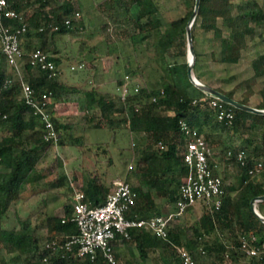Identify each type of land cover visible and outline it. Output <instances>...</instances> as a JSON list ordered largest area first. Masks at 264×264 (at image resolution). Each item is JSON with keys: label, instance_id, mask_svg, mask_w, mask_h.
I'll return each mask as SVG.
<instances>
[{"label": "trees", "instance_id": "16d2710c", "mask_svg": "<svg viewBox=\"0 0 264 264\" xmlns=\"http://www.w3.org/2000/svg\"><path fill=\"white\" fill-rule=\"evenodd\" d=\"M180 2L184 15L168 24L163 20L158 0L96 2L100 12L108 13L113 20L132 28V32L125 29L123 34L130 37L138 58L139 70L134 73L142 74L141 54L148 56L145 67L149 69L153 61H158L164 70L158 86H153L149 79L143 85L128 81L125 101L120 103L99 87L87 89L66 82L62 69L66 57L59 54L56 44L43 41L40 47H36L48 30L52 31L53 41L57 35L80 30L76 24L80 19L70 25L65 21L69 16L84 12L81 0H8L9 8L25 14L28 27L22 41L23 75L16 76L15 68L8 63L0 44V244L13 255L10 260L13 264H105L102 257L97 262L77 257L76 247L72 250L46 247L47 242L56 241L60 245L68 236L78 233L77 224L72 219L71 203L64 206L62 215L50 214L46 197H43L41 206L35 212L24 216L16 212V222L11 223L12 210L18 204L52 187L66 186L74 192L73 180H76L75 176L71 178L67 174H59L64 167L61 156L56 154L55 159L49 161L53 149L65 145L61 133L65 126L53 114L52 120L60 139L55 143L44 138L45 125L36 114L35 107L23 97L24 84L30 85L37 99L44 100L43 95L47 94L53 104L84 92L85 119L93 123L92 128H109L115 133L124 123L129 133L144 136L139 144L131 145V160L135 164L132 175L136 182L132 183L128 176L125 180L130 182L137 197L136 204L127 212L128 216L136 214L144 218L162 215L165 213L158 207L159 199H165L173 206L177 201L180 185L187 173L183 158L186 139L180 128L181 120L205 132L210 146L214 130L236 129L241 141L227 145V150L223 149L211 158L216 171L213 161L216 156H221L225 167L232 166L235 170V180L231 183H227L223 173L224 195L220 209L212 210L205 202H200L188 207L185 223L172 222L166 238L144 228H133L129 239L118 235L112 244L121 264H147L151 252L158 253L164 264H184L179 249L188 251L196 264H264V221L252 209L253 200L264 195V168L255 175L250 173L255 162L264 156V115L222 102L224 107L234 112V120L231 125L218 120L216 110L210 105L214 98L199 89L188 73L187 27L196 0ZM119 10L124 11L123 18L117 16ZM4 22L12 25L13 29L21 27L12 19L5 18ZM196 24L200 30L212 32L219 40L218 54L212 53L214 60L238 63L249 42L256 38L259 28L264 25V4L259 0H201L192 28L196 54L194 74L201 80L197 74L200 55L196 48ZM37 49L55 62V75L46 70H34L29 63V56ZM150 50L155 52L154 56L148 55ZM97 57L88 60L89 63ZM88 61H80L79 67L90 69ZM249 72L253 83L264 78V53L250 61ZM125 83V79L117 81L114 94L119 101L123 98L121 92ZM204 83L243 104L264 109V88L254 92L248 85L246 89L250 94L237 97L243 83L236 84L232 89ZM96 107L100 115L93 113ZM246 133L253 135L244 139ZM84 142V137L80 136L74 138L72 144L81 146ZM228 150L233 151L232 156L228 155ZM241 150L249 152L244 162L237 158ZM99 162L96 160L93 170L83 166L82 182L79 184V189L85 192L87 202L93 207L103 205L112 190L110 171L102 170ZM109 164H112L111 158ZM46 178L44 187L42 181ZM257 206L264 215V201L258 202ZM198 207L201 215L196 219ZM194 220H198V224ZM211 234V239L205 237ZM242 237L248 240L249 248L258 250L257 255H248L243 248ZM120 244L136 248L141 261L121 257L117 252Z\"/></svg>", "mask_w": 264, "mask_h": 264}, {"label": "rangeland", "instance_id": "374dc122", "mask_svg": "<svg viewBox=\"0 0 264 264\" xmlns=\"http://www.w3.org/2000/svg\"><path fill=\"white\" fill-rule=\"evenodd\" d=\"M85 6L84 12L80 13V20L76 23L80 30L76 33H68L57 35L53 41L52 31L48 30L46 37L39 39L37 46L40 47L43 41L50 45L56 44L59 49V54L66 57L62 64L63 77L69 84L82 85L89 89L91 86L99 87L100 89L109 92L117 102L125 101L119 99L114 94L117 81L125 79V81H133L140 85L144 84L146 79H149L153 86H158L160 77L164 74V70L159 66L158 61H153L152 67H145L147 54H141L140 61L142 62L141 73L135 74L138 71V58L134 54V47L129 36L125 37L123 31L128 29L132 32L130 26L115 21L108 13L100 12L95 6L96 2L101 0H81ZM264 4V0H259ZM163 10V20L166 24L170 23L184 15V9L180 0H158ZM117 16L123 18L124 11L119 10ZM116 15V14H115ZM197 51L200 55L197 65V74L204 82L211 83L215 86H221L225 89H232L238 83H243V87L237 92V96L250 94L246 87L251 85L254 92L264 88V78L258 79L256 83L252 82L249 68L250 61L257 55L264 53V25L259 28L258 35L253 41H250L247 49L243 51V58L238 63H222L212 58V53L218 54L219 40L215 39L213 33H206L200 30L196 24ZM148 55L154 56L155 52L150 50ZM98 56L94 61L89 63L90 59ZM82 60L88 61V68L79 67V62ZM25 73V62H23L17 71L16 76H21ZM129 77V79L127 78ZM84 92H81L74 98H62L59 102L52 101V114L58 121L65 126L61 129L64 146H56L49 157L52 162L55 155L58 154L64 160V167L61 168L59 174H67L68 176L76 177L73 180L75 188L79 189V184L82 182L83 166L93 170L96 160H100L102 170H109V180L114 186V182L118 179L125 180L127 176L132 183L136 182L134 174L132 175L135 164L132 158L131 145L139 144L143 137L141 134L129 133L125 130V124L119 125L115 133L109 128H92L93 123L85 119V110L83 107ZM93 113L100 115L99 109L96 107ZM53 116V115H52ZM124 128V129H123ZM236 129L223 131L217 129L213 135L212 146L217 151L227 150L224 142L228 141L232 136L239 138V133ZM205 134V132H203ZM253 133H246L243 138L251 137ZM258 137L257 133H254ZM83 136L85 142L83 145H73V139ZM218 141H221L219 144ZM112 159V164H109V159ZM220 166L226 176L227 183L234 182V167L227 166L222 159L219 160ZM48 178L42 181V186ZM30 191V190H29ZM27 192L28 194L30 192ZM74 192L67 189L66 186L57 188L52 187L47 192L32 197L30 200L18 204L12 210L11 223L16 222L15 214L18 212L21 215L35 212L41 205V200L46 197L47 209L50 214L64 213V206L72 202ZM195 217L199 218L201 209L198 207ZM257 209L259 210L258 206ZM264 210V209H263ZM260 212V210H259ZM261 213V212H260ZM187 221L186 214L179 220V223ZM195 221V220H194ZM193 221V222H194ZM198 224V220H196ZM211 239V235L205 236ZM12 254L7 251L5 246L0 244V264H13L10 262ZM150 264H164L158 253L150 255Z\"/></svg>", "mask_w": 264, "mask_h": 264}, {"label": "built area", "instance_id": "2783aa9c", "mask_svg": "<svg viewBox=\"0 0 264 264\" xmlns=\"http://www.w3.org/2000/svg\"><path fill=\"white\" fill-rule=\"evenodd\" d=\"M5 18L17 21L21 27L13 29L12 25L4 22ZM79 19L80 13L78 12L67 17L65 23L70 25L74 20ZM27 30L25 14L9 8L8 0H0V44L8 63L15 68V71L23 63L22 41ZM29 63L34 67V70H46L50 71L51 75L56 74L55 62L40 49L31 53ZM127 78L129 79L128 76ZM127 83L128 81L122 88L123 99L128 92ZM23 97L28 104L35 107L36 114L40 116L45 125L44 138L57 143L60 135L52 120V101L49 96L44 94V100L37 99L30 85L24 84ZM210 105L216 110L219 121L227 122L229 125L233 123L234 112L224 107L221 100L214 98L210 101ZM180 128L186 139L183 158L187 166V173L180 185L178 199L171 211L144 218L136 214L128 216L127 212L136 204L137 196L130 182L126 180H116L106 202L96 207L87 202L83 190L75 188L71 204L72 219L77 224L78 233L68 236L66 241L60 245L56 241L47 242L46 247L53 250H56L57 247L68 250L76 247V256L81 259L89 258L92 262H97L102 257L105 264H121L112 244L118 235H121L122 239H129L131 229L144 228L156 236L166 238L172 222H179L186 214L188 207L205 202L212 210L220 209L223 202L224 181L220 172L212 166V148L204 133L197 127L181 120ZM228 155L232 156L233 151L228 150ZM248 157V150H241L237 153V158L240 161L244 162ZM263 168L264 156L255 162L250 173L255 175ZM241 241L248 255L258 254V250L249 248L247 239L242 237ZM179 251L184 264H196L195 259L188 251L183 249H179Z\"/></svg>", "mask_w": 264, "mask_h": 264}, {"label": "water", "instance_id": "95a60500", "mask_svg": "<svg viewBox=\"0 0 264 264\" xmlns=\"http://www.w3.org/2000/svg\"><path fill=\"white\" fill-rule=\"evenodd\" d=\"M200 5H201V0H196L195 9H194L192 17L190 19V22L188 24V27H187L188 73H189V77H190L191 81L199 89L204 91L209 97H213V98L219 99L222 102L230 104V105H233L234 107H236L238 109H242V110H245V111H249V112H253V113H256V114H263L264 115V109H258L256 107L243 104L240 101H238L237 99L229 97L228 95H226L223 92L217 90L216 88L211 87V86H209V85H207L205 83H202L201 81H199V79L194 74V64H195V61H196V54H195L194 38H193L192 28H193V25L195 23V20H196L198 14H199ZM263 201H264V195L254 199L253 202H252V209H253L254 213L259 218H261L264 221V215L261 214L259 212V210L257 209L258 202H263Z\"/></svg>", "mask_w": 264, "mask_h": 264}, {"label": "crops", "instance_id": "0c3cea01", "mask_svg": "<svg viewBox=\"0 0 264 264\" xmlns=\"http://www.w3.org/2000/svg\"><path fill=\"white\" fill-rule=\"evenodd\" d=\"M236 96H237V94H236ZM237 97H241V95L237 96ZM213 133H214L213 135H215L216 130H214ZM212 138H213V136H212ZM236 141L240 142L241 139L238 140V138H236V136H232L231 138H229L228 141L224 142V144L226 143L225 145L227 146V145L234 144ZM212 142H211V148H212L213 156H214V154H217L219 152V151H217L219 149H216L214 146H212ZM218 142H219V144H221V141H218ZM220 159H221V156H216V157H214L213 161H215L218 172H220V174L223 176V171H222L223 169L221 168L220 163H219ZM157 203H158V207L161 208L164 213H167L173 209V205H170L165 199H159L157 201ZM117 252L124 259H132L133 261H136V262L141 261L140 254H139L138 250L136 248H130L126 244H120L119 247L117 248ZM152 253H154V252H151V254ZM149 260H150V256L147 259V264H150Z\"/></svg>", "mask_w": 264, "mask_h": 264}]
</instances>
